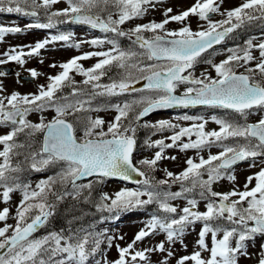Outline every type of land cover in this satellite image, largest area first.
I'll use <instances>...</instances> for the list:
<instances>
[{"label":"snow or ice","instance_id":"obj_1","mask_svg":"<svg viewBox=\"0 0 264 264\" xmlns=\"http://www.w3.org/2000/svg\"><path fill=\"white\" fill-rule=\"evenodd\" d=\"M59 2L0 0V12L36 18V22L25 28L51 29L65 20L89 25L114 36L111 39L107 36L94 38L70 46L79 48L81 43H90L98 47L108 43L112 47L107 51L84 53L61 64L62 71L49 77L46 87L40 85L38 94L13 92L8 96L0 95V126L11 128L7 134L0 135V144L4 146L0 150V200L7 203L11 193H22L14 217L15 225L6 222L10 218V209L5 207L0 210V222H5L0 227V264H89V258L101 252L102 243L111 247L112 237L104 232L49 233L40 238H35L33 234L53 216L56 202L69 196L80 197L83 191L93 187L91 180L87 184L78 181L87 177H97V182L103 178L132 180L133 174L145 177L136 181L140 188L122 189L115 194V198L104 194L98 209L115 213L113 218H118L120 211L156 203L162 215H153L126 247L117 245L119 259L113 264H136L137 260L149 264L148 254L153 251H167L171 256L172 252L166 249L164 241L154 248L142 250H136V243L162 232L166 234L169 245L175 244L182 241L186 230L197 222L202 223L196 241L200 250L180 257L177 264H239L241 257L249 256V241H254L258 235L264 236V166L247 178L244 190L234 188L220 193L213 191L212 185L225 176L234 181L236 177L229 170L238 163L250 161V167H256L258 163L264 165V116L254 123L247 122L252 110H264V42L253 44L249 40L242 49H228L230 54L226 59L212 64L215 77L206 72L197 77L194 73L202 54L220 44L236 29L255 22L264 25V0H243L239 6L226 12L220 10L223 0H196L191 8L180 14L172 15L173 10L168 8L162 21L137 24L127 32L120 25L148 15L163 0H65L68 7L51 10ZM215 14L225 18L214 21L212 17ZM41 15L46 16L47 23L39 22ZM190 15L205 21L206 27L193 31L187 23ZM170 22H177L182 27L170 30L166 27ZM22 31L24 29L20 27L0 26V42L5 35ZM72 35H52L34 46H24L29 48L27 53L23 47L11 48L2 54L5 58H0V64L14 61L23 65L27 62L25 56L39 55L40 50L50 43H69ZM125 36L132 40L133 47L122 49L119 46L118 38ZM253 49L259 50V56L253 55ZM93 56L100 59L91 68L86 69L79 63L81 59ZM113 67L122 71L108 84H101V78ZM237 67L244 71L237 72ZM132 70L138 75H133ZM29 71L32 78L40 75L35 69ZM73 71L84 77L79 86L70 75ZM0 75L5 73L0 72ZM141 80L145 83L137 88ZM182 86L183 91L177 94ZM65 87H70L69 94L58 96L57 93ZM124 93L143 95L132 103H124L122 107L112 105L118 115L108 124L106 131L102 118L93 119L86 115L100 110L92 107L95 96ZM133 104L140 106L139 110H134ZM196 106L231 110L240 119L213 115L210 119L220 127L211 131H205L208 121L202 116L184 115L183 120L195 121L189 127L164 120L156 124L146 122L143 126L153 129V134L173 131V135L167 137L171 143H165L163 139L151 143L146 141L149 147L159 149L153 158L138 162L148 170L155 171L158 162L163 159L176 158L164 155V150L168 148L178 147L181 151L196 149L198 152L212 147L221 149L207 159L199 157L198 162L188 158V167L179 174L165 169L167 178L155 181L133 163L139 122L157 109ZM46 108H53L56 112L51 121L41 119L40 123H32L26 119L30 112ZM130 112L132 116H129ZM78 132H82V136H78ZM36 133H43L38 146L32 143ZM21 134L25 137L24 143L16 139ZM193 135L195 140H192ZM18 158L35 171H42L53 164H62V168L55 177L41 180L32 189L30 184L20 181L19 173L23 168ZM14 159L16 163H13ZM205 173L207 179L203 178ZM253 180L256 183L250 187ZM170 183H179L180 191H169ZM193 193H198L201 200L207 201L206 211L197 210L200 201ZM177 198L187 200V206L179 209V213L178 208L170 203ZM209 233L213 241L211 247L205 240ZM221 233L222 236L217 238ZM203 252H207L208 256H202ZM258 264H264V245H261Z\"/></svg>","mask_w":264,"mask_h":264},{"label":"rangeland","instance_id":"obj_2","mask_svg":"<svg viewBox=\"0 0 264 264\" xmlns=\"http://www.w3.org/2000/svg\"><path fill=\"white\" fill-rule=\"evenodd\" d=\"M242 2L243 0H223L220 5V10L221 12H226L227 10L234 9L235 7L239 6ZM195 3L196 0H163L162 3H157L155 10L150 11L148 15L141 18L133 19L131 21H127L125 24L120 26H122V28L124 26L126 29L129 30L134 28L137 24H144L153 20L156 22H160L165 18L164 12L166 11V9L171 8L173 10L171 13L172 15L180 14L183 11L191 8ZM66 7H68V5L65 0H60L58 4L52 6L51 10L55 11L56 9H63ZM223 17L224 16L220 15V17L216 16L212 18L214 21H219L222 20ZM113 18H115V16ZM34 22H36V18L31 16H23L18 13H9L6 11L0 12V26L20 27L21 29H24V31L19 33L5 35L4 40L0 42V58H5L2 56V54L14 47H23L25 53H27L29 48L24 46H34L38 41H43L44 39L52 35H58L61 33H72V40L69 43H65L64 41L50 43L45 49L40 50L39 55L25 56L27 62L23 65L14 61H9L5 63V65L12 66L13 71L10 75H0V85H2L3 87V92L0 93V95L8 96L13 92H18L22 95L38 94L40 90V85H44L46 87L50 82L49 77L55 76L62 71V68L60 67L61 64L68 62L73 57L82 56L84 53L107 51L109 48L112 47V45L108 43H105L98 47L93 46L90 43H81L79 48L70 46L81 41H90L94 38H104L102 37L101 32H99V30L85 27V25L83 24H80L81 26L78 27L73 26L71 24L66 25L64 27H62L61 25H57L56 27L51 29L25 28L26 25ZM39 22L42 23L40 20ZM187 23L193 31H199L202 27H206V22L200 20L195 15H190L187 19ZM262 26L264 25H262L260 22H255L253 23V26L248 25L246 27H242L241 29L245 31L249 30L250 28L254 29ZM166 27L170 30H176L182 27V25L177 22H170ZM255 31L257 30L254 29L246 35L236 34L234 38L237 40V42L233 43L232 47L224 45L215 51L212 50L210 53L207 54L206 57L202 58V60L198 62L201 64H197V66L195 67L194 74L197 77H200L201 73L206 72L210 73L213 77H215L216 73L212 68V64L219 63L222 60L226 59V57L230 54L228 52V49H235V47L237 48L238 46H240V48L242 49L246 46V43L249 40H252L253 44L264 42V31H261L260 33H255ZM251 32L254 34H251ZM145 34L150 35V33ZM238 38L242 40H239ZM253 55L259 56V50L253 49ZM98 59H100V57L93 56L89 59H81L79 63L87 69L91 68L98 61ZM207 61H211V63H208ZM254 63L255 61H253V64ZM51 65L56 66L52 67ZM31 69H35L38 73H40V75H38L36 78H33V80L31 81H26L20 78V76L22 75L31 76L29 71ZM236 71L243 72L244 69L237 67ZM0 72H2L1 69ZM133 72L137 73L135 70H132V73ZM70 75L72 76L75 82L82 79L84 80V77L75 71L71 72ZM182 91L183 86L178 90V92L180 93ZM141 95H143V93H135V95L130 97L129 100H133L134 98H136L134 99L135 101ZM123 100L124 99L122 94L114 96L95 97L92 100V107L99 108L100 110L92 111L90 113H87V115H90L93 119H95L96 117L102 118L105 121L103 127L106 131L108 124L113 122L115 117L118 115V112L114 107H112V105L119 104L122 107ZM184 115L204 117V119L208 121L205 126V131L219 130L220 126L213 122L210 118L213 115L217 117H221V115L216 110H211V108L202 109L200 111H188L182 115L180 112L171 113L161 111L158 113L151 114L149 117L145 118L141 124H145L146 122L148 124H156L158 121L164 120L171 121L173 124H178L180 125V127H189L190 125L195 123V121L183 120L182 117ZM55 116L56 112L53 108H46L44 111L30 112L26 119L31 121L32 123H40L41 119H43L45 122H48L52 120ZM262 116H264V110H252L251 114L247 117V122L254 123ZM10 131V126H0V135H5ZM176 131H178V129H176ZM77 134L78 136H82V132H78ZM172 135V130H166L165 133H161L157 137L148 139L147 142L151 143L152 141L163 139L165 140V143H171V140L167 139V137H170ZM195 139L196 136L193 135L192 140ZM187 140L188 138L185 137L184 141L187 142ZM148 143L144 141L142 151L135 154L134 159L137 163L145 158H153L155 152L159 150L155 147H149ZM3 147L4 146L0 144V150H3ZM219 151H221V149L217 147H212L211 149H205L199 152L196 149H188L181 151L178 147L168 148L164 150V155L166 157L174 156L176 158L174 160H161L160 162H158L155 172L159 175H163L162 179H165L167 178L166 172L164 171L165 169L175 174H179L188 167V165L186 164L188 158H192L194 161L198 162L199 157L202 156L207 159L210 154H217ZM250 163V161H244L243 163L230 169L229 172L233 173L236 179L232 181L227 179V176H225V178L217 181L212 185V190L220 193L230 192L234 188L244 190V185L247 181V178L249 176H252L254 173L258 172L261 166H264L258 163L256 167H250ZM203 178L207 179V173L204 174ZM41 180L42 178H40V175L33 177L32 181L30 182L32 189H35L37 184H39ZM255 183L256 181L253 180L252 185H250V187L254 186ZM178 184L179 183H170L168 187L171 188H168V190L171 192L180 191V189L173 187ZM139 188L140 186L128 185V183L123 181L108 180L104 182L103 195L107 194L109 197L115 198V194L121 191L122 189L136 190ZM0 192H2V189H0ZM195 194H197L195 195V198L200 201L197 205V210L201 212L206 211L207 201L201 200L198 193ZM10 197L11 198L7 203L2 202V200H0V210L5 207L9 208L10 218L6 222L8 224L15 225L16 220L14 219V217L16 215L17 205L22 199V193L20 191L19 193L13 192L10 194ZM104 203H110V201H104ZM170 203L178 208V213L179 209H182L183 207L187 206V200L183 198H177L175 200L170 201ZM147 210H149V208H146L145 211H141V209L135 208L131 209V211H128L127 213L124 210L118 221L110 223L106 231L108 232L109 237L113 238L111 247L102 244L101 246H104L101 252H98V256H96L94 259H91V261H89V264H97V261H99V264H105V261L107 262V264H113L115 260L119 259L117 245H119L120 247H126L129 243L134 240L136 234L142 228L145 227V224L153 216L151 214H148ZM4 224L5 222H0V227H3ZM201 228L202 223L197 222L195 225L190 226L186 230L182 241H177L175 244L171 245L167 243L165 233L157 232L155 235L145 238L144 241L137 242L136 250H142L144 248H154L157 244L164 241L166 249L168 251H171L172 255L169 256L167 251L150 252L148 254L149 264H165V261L167 262V264H177V261L180 257L191 255L194 251L200 250L198 245L196 244V241L199 239V232ZM220 236H222V233L219 234L217 238H220ZM120 237H123V239H120ZM205 240L209 247H211L213 243L211 233H209L208 236L205 237ZM234 243L235 242L233 241V244ZM261 245H264L263 236L258 235L254 241H249V256L241 257L239 264H258V259L261 256ZM202 256L206 257L208 256V253L203 252ZM136 264H143V262L137 260Z\"/></svg>","mask_w":264,"mask_h":264},{"label":"trees","instance_id":"obj_3","mask_svg":"<svg viewBox=\"0 0 264 264\" xmlns=\"http://www.w3.org/2000/svg\"><path fill=\"white\" fill-rule=\"evenodd\" d=\"M104 15V14H101ZM43 18L46 19V16H43ZM61 20H65V18L61 17ZM64 27L65 25H69L70 21H66L59 23ZM120 28L127 32L128 29H126L124 26H120ZM255 29V28H254ZM253 28H250L247 31L239 30L238 33H241L243 35L248 34L250 31L254 30ZM109 38L111 39L114 34L108 33ZM148 36V34H145ZM239 39V38H238ZM242 40V39H239ZM118 44L122 49H128L130 47H133L132 40H130L128 37H119L118 38ZM122 70L117 69L113 67L107 75L101 78L100 83L101 84H108L111 79H115ZM133 75H138V73H132ZM107 79V81H106ZM83 80L75 82L77 86L81 84ZM71 91L70 87H65L62 89L61 92H58L57 95H63L67 96L69 92ZM135 93H125L122 94L123 96V103H132L133 100H129L130 97L134 96ZM101 95H97L95 97H98ZM140 106H137L133 104L134 110H139ZM218 109V108H217ZM221 115L223 117H227L229 119L233 120H239V117L236 113H232L229 111L220 110ZM87 115V114H86ZM129 116H132V112L129 113ZM144 124H141L139 122V126L137 127L136 132V138L138 141V148H143L144 141H147L148 139H151L153 136L161 133L156 132L153 134V129L144 127ZM18 142L24 143L25 137L23 134H21L19 137L16 138ZM42 142V133H36L35 137L32 139V143L34 146H38ZM22 162V158H18ZM13 163H16V159L13 160ZM22 168L23 171L19 173V178L21 183L23 184H30L33 177L39 176L42 178V180H46L49 177H55L57 173L61 171L62 164H53L50 165L42 171H35L32 170L27 163L22 162ZM145 171L150 175L155 181L161 180L163 178V175L157 174L155 171L148 170L146 167ZM98 178H94L91 181L93 182V187L90 190H85L81 193L80 197H66L62 201L56 202V208L54 211L53 216H51L48 220V222L41 227L37 232L33 234L35 238H40L43 236L48 235L49 233H62V234H68L69 232L79 233L82 234L83 232H104L106 236L109 237L108 232L106 231L109 227V224L115 219L113 218L115 216V213H109L106 210H99L98 205L101 203V197L103 196V188H104V182L105 179H103L101 182H97ZM89 182V181H88ZM88 182H84L82 184H87ZM173 187H176L177 189L181 188V185H175ZM171 188V187H168ZM193 195H197L193 193ZM51 200L52 198L49 197ZM143 207H148L150 213H158L162 215L161 211L158 209L156 203L148 204ZM121 212V211H120ZM33 214H35V211H33ZM107 245V243H102ZM101 244V245H102ZM104 246V245H103ZM101 246V250L103 248ZM99 253H97L95 256H92L89 258V261L91 259H94L96 256H98Z\"/></svg>","mask_w":264,"mask_h":264},{"label":"water","instance_id":"obj_4","mask_svg":"<svg viewBox=\"0 0 264 264\" xmlns=\"http://www.w3.org/2000/svg\"><path fill=\"white\" fill-rule=\"evenodd\" d=\"M215 46V45H214ZM10 71H11V68L10 67H6V68H4V72L6 73V74H8V73H10ZM22 78H28V79H33L32 77H24V76H22ZM145 83V81L144 80H141L140 81V84H137L136 85V87L137 88H139V87H142V85ZM177 94H179V93H177ZM154 111H152V112H150L149 114H151V113H153ZM148 114V115H149ZM147 115V116H148ZM147 116H145V117H147ZM144 117V118H145ZM135 151H136V148H135ZM134 151V152H135ZM134 154V153H133ZM133 163H134V161H133ZM135 164V163H134ZM91 178H93V177H87V178H84L83 180H81V181H84V180H88V179H91ZM111 179H121V178H111ZM144 179V177H140V176H138V175H136V174H133V179L132 180H129L130 182H132V183H135V184H137L136 183V181L137 180H140V181H142ZM79 182V181H78Z\"/></svg>","mask_w":264,"mask_h":264}]
</instances>
